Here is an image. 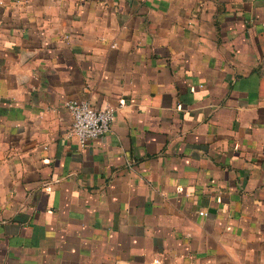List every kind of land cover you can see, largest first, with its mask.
<instances>
[{
	"label": "crops",
	"instance_id": "0c3cea01",
	"mask_svg": "<svg viewBox=\"0 0 264 264\" xmlns=\"http://www.w3.org/2000/svg\"><path fill=\"white\" fill-rule=\"evenodd\" d=\"M0 264H264V0H0Z\"/></svg>",
	"mask_w": 264,
	"mask_h": 264
},
{
	"label": "built area",
	"instance_id": "2783aa9c",
	"mask_svg": "<svg viewBox=\"0 0 264 264\" xmlns=\"http://www.w3.org/2000/svg\"><path fill=\"white\" fill-rule=\"evenodd\" d=\"M65 106L72 114V127L68 135L75 137L82 148L93 139L106 135L117 113L115 106L97 109L82 99H68ZM200 214L204 215L205 212L201 211Z\"/></svg>",
	"mask_w": 264,
	"mask_h": 264
}]
</instances>
